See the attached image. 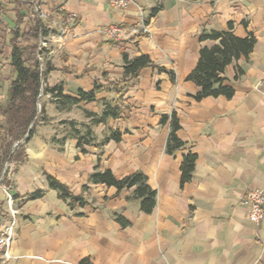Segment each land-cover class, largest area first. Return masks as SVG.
<instances>
[{
  "label": "crops",
  "instance_id": "1",
  "mask_svg": "<svg viewBox=\"0 0 264 264\" xmlns=\"http://www.w3.org/2000/svg\"><path fill=\"white\" fill-rule=\"evenodd\" d=\"M16 1L0 0V105L8 101L14 78ZM38 1L51 15L61 7L75 15L65 42L52 41L45 53L51 68L46 86L61 83L71 96L96 83L107 87L125 77L124 53L149 55L175 80L157 68L143 69L125 95L130 109L124 117L96 128L99 137L108 127L123 133L103 148L86 146L83 152L69 139L59 150L48 142L51 128L39 127L25 145L26 158L7 161L0 174V232L12 220L6 188L18 210L10 258L0 250V264H264V219L252 222L244 202L248 191H264V0H134L127 8H113L109 0ZM27 17L21 28L31 27ZM230 23L236 36L253 35L255 47L222 74L235 89L232 97L197 100L200 87L187 76L201 49L219 43L200 36ZM115 24L128 30L126 39L108 38L105 29ZM112 96L102 88L97 101L79 106L100 113V102ZM48 98L42 101L56 120H84L81 109L59 112ZM173 112L185 146L170 154L171 126L161 118ZM190 153L197 156L193 177L182 184L181 165ZM97 166L117 178L143 172L157 191L153 211L129 198L135 188L92 183ZM47 174L83 201L63 198ZM37 192L39 197H30Z\"/></svg>",
  "mask_w": 264,
  "mask_h": 264
},
{
  "label": "trees",
  "instance_id": "2",
  "mask_svg": "<svg viewBox=\"0 0 264 264\" xmlns=\"http://www.w3.org/2000/svg\"><path fill=\"white\" fill-rule=\"evenodd\" d=\"M16 4L18 26L12 32L10 55L14 78L10 83L8 101L0 105V114L2 115V123L0 124V174L3 172L7 161L21 162L26 158L25 145L37 133L40 126L51 128L52 135L48 142L59 150L64 149L69 139L76 140L78 147L83 152H85L86 146L103 148L112 140L121 141L123 133L119 129L108 127L107 134L99 137L96 128L100 124L106 125L110 119L124 117L125 111L130 109V104L125 99V95L138 81L142 70L147 67L157 68L159 71L168 72L172 80H175L173 71L156 65L149 55L143 54L131 58L124 53L125 77L122 80L109 83L107 87L96 83L93 90L80 89L76 96H71L64 94L61 83L53 87L46 86L45 80L51 68L47 65L41 68V61L38 58V43L40 34L42 30L45 31L48 22L38 19L36 25L27 29L21 28L20 25L24 18L33 13L34 6L29 0H17ZM159 9L160 6L155 7L153 13L158 12ZM207 39L219 41V43L201 49L197 66L187 76V79L200 87V91L195 95L197 100L220 95L230 98L234 95L235 89L225 84L222 74L235 60L241 56H248L253 51L256 38L253 35L245 38L236 36L233 32V24L230 23L226 30L203 32L200 40ZM102 88H106L113 96L100 102L102 107L100 113L79 106L82 102L97 101V92ZM42 96H48V101L54 104L59 112H69L74 108L81 109L84 120H56L48 113L47 103L42 101ZM168 122L171 129L166 151L174 154L184 147L185 143L178 136L181 125L176 112L162 116L161 123L167 124ZM196 159L197 156L193 153L184 157L181 165L182 184L192 179ZM47 180L50 187L58 190L63 198L69 199L71 202L83 201L81 197L74 195L66 184L55 177L47 174ZM90 181L96 184L114 186L118 191L135 188L129 198L140 200L141 208L146 213L152 212L156 205L157 191L149 185L147 176L141 171L123 178H117L112 170H100L97 166L90 176ZM86 188L87 186L84 187V189ZM40 195L41 193L37 192L30 197L37 198ZM118 219L126 224L122 218L119 217Z\"/></svg>",
  "mask_w": 264,
  "mask_h": 264
},
{
  "label": "built area",
  "instance_id": "3",
  "mask_svg": "<svg viewBox=\"0 0 264 264\" xmlns=\"http://www.w3.org/2000/svg\"><path fill=\"white\" fill-rule=\"evenodd\" d=\"M29 1L34 6L33 13L27 17L29 23H32L31 26L36 25L38 19L48 22L45 31L42 30L40 34L38 43V58L41 61V68H43L46 65L45 53L49 49L50 43L52 41L65 42L70 26L75 20V15L61 7L59 13L54 16L43 10L38 0ZM109 2L113 8H127L133 4L134 0H109ZM142 30L148 32V26H144ZM105 33L108 38L115 41H122L129 34L125 27L116 24L108 26L105 29ZM0 184H2V179H0ZM5 190L12 220L10 225L0 232V250L3 251L5 258H10L9 249L15 236L18 210L14 207L13 196L8 192L7 188ZM244 202L249 207L250 220L259 225L264 219V191L258 189L248 191L245 194Z\"/></svg>",
  "mask_w": 264,
  "mask_h": 264
},
{
  "label": "water",
  "instance_id": "4",
  "mask_svg": "<svg viewBox=\"0 0 264 264\" xmlns=\"http://www.w3.org/2000/svg\"><path fill=\"white\" fill-rule=\"evenodd\" d=\"M40 106H41V104H40V102H39V107H40ZM16 144H17V143H16ZM16 144H15V145H16Z\"/></svg>",
  "mask_w": 264,
  "mask_h": 264
}]
</instances>
